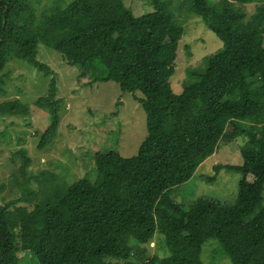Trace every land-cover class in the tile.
<instances>
[{"label": "trees", "instance_id": "obj_1", "mask_svg": "<svg viewBox=\"0 0 264 264\" xmlns=\"http://www.w3.org/2000/svg\"><path fill=\"white\" fill-rule=\"evenodd\" d=\"M150 1L152 11L134 16L121 0H72L37 22L30 0H0V95L11 59L51 76L35 101L49 117L39 148L54 136L59 103L54 72L36 59L39 44L79 66L80 79L90 73L92 82L139 92L146 128L134 156L96 153L93 180L66 186L45 173L27 179L29 160L16 152L23 183L33 180L40 199L31 211L0 206V264H20L14 224L22 251L38 264H131L132 245L150 243L157 232L167 256L139 264H202L201 247L211 239L231 264H264V0H189L188 10L222 46L186 72L179 94L169 79L182 26L164 0ZM26 113L17 100L0 102V116ZM239 139L241 165L213 167L241 173L233 202L198 198L185 207L174 200L220 144Z\"/></svg>", "mask_w": 264, "mask_h": 264}, {"label": "rangeland", "instance_id": "obj_2", "mask_svg": "<svg viewBox=\"0 0 264 264\" xmlns=\"http://www.w3.org/2000/svg\"><path fill=\"white\" fill-rule=\"evenodd\" d=\"M71 1L30 0L37 22L63 9ZM121 1L134 16L153 10L150 0ZM164 1L165 10L171 12L183 30L177 46L174 73L169 79L172 91L179 94L187 81L186 72L202 67L205 57L219 50L222 44L201 19L188 10L189 0ZM252 12L253 5H247V16ZM36 59L54 72L55 97L59 100L58 124L54 136L39 148L49 117L46 109L35 106V101L46 95L51 76H44L21 60H9L1 71L4 94L0 95V102L17 100L27 109L24 115L0 116V206L10 203L9 211L17 208L31 211L40 199V189L33 180L28 186L23 183L19 168L21 158L16 155L19 150L29 160L24 175L27 179L45 173L53 175L50 179L56 185L66 186L81 178L93 180L94 154L112 151L124 158L134 156L146 135L145 114L137 100L141 96L139 92L122 93L111 81L92 82L90 73L80 79L82 70L79 66L68 65L58 52L43 44L37 47ZM94 70L104 74L102 66H96ZM241 144V139L228 145L220 144L192 178L178 187L174 200L185 207L198 198L221 204L233 202L241 173L226 169L214 172L213 167L241 165L238 150ZM247 181H252L250 176ZM262 197L264 206V186ZM13 232L20 264H38L32 253L22 251L17 224L13 226ZM132 246L131 264L144 262L151 255L162 258L168 254L164 237L158 232L150 243ZM200 261L202 264H231L212 239L202 245Z\"/></svg>", "mask_w": 264, "mask_h": 264}, {"label": "bare ground", "instance_id": "obj_3", "mask_svg": "<svg viewBox=\"0 0 264 264\" xmlns=\"http://www.w3.org/2000/svg\"><path fill=\"white\" fill-rule=\"evenodd\" d=\"M48 90V89H47Z\"/></svg>", "mask_w": 264, "mask_h": 264}]
</instances>
